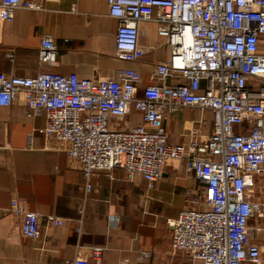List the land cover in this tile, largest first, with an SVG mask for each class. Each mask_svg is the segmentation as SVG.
Listing matches in <instances>:
<instances>
[{
	"label": "built area",
	"instance_id": "obj_1",
	"mask_svg": "<svg viewBox=\"0 0 264 264\" xmlns=\"http://www.w3.org/2000/svg\"><path fill=\"white\" fill-rule=\"evenodd\" d=\"M48 0H0V22L10 23L19 9L45 10ZM109 15L119 22L116 59L146 63L168 48L169 59L154 66L158 81L139 90L135 69L114 79L93 80L77 74L46 72L36 77L0 72V107L23 98L28 117H43V128L28 139L53 138L76 160L92 188L98 172L122 169L130 179L141 176L153 189L172 160L204 186L177 219L169 220L174 252H186L201 264H264V246L252 243L250 221L264 215V204L252 197L253 177L264 170V0H107ZM142 36L157 46L142 45ZM39 62L54 67L58 47L44 35ZM10 60L13 53H8ZM209 111L213 132L206 142L172 145L166 121L175 110ZM143 123L119 129L132 111ZM10 211L21 219L23 237L40 235L41 216L18 199ZM57 227L68 223L48 216ZM104 249L92 248L101 264ZM142 260L149 254L140 252ZM71 264H90L78 258Z\"/></svg>",
	"mask_w": 264,
	"mask_h": 264
},
{
	"label": "crops",
	"instance_id": "obj_2",
	"mask_svg": "<svg viewBox=\"0 0 264 264\" xmlns=\"http://www.w3.org/2000/svg\"><path fill=\"white\" fill-rule=\"evenodd\" d=\"M45 10L19 9L10 23L0 22V72L9 76L36 77L52 72L77 74L82 78L114 79L118 72L135 69L142 75L139 90L158 83L152 78L155 63L169 59L168 48L157 50L146 63L116 59L115 35L119 22L109 15L107 0H48ZM44 35L58 47L54 67L39 62ZM142 45L157 46L155 37L142 36ZM264 54V38L260 42ZM14 59L8 58V53ZM23 98L10 107H0V264H71L74 259H92V248L104 249L101 264H201L186 252H174L169 220L177 219L204 186L186 171L181 160L170 161L155 188L125 170L98 172L91 177V190L80 164L61 150L53 138L29 135L43 128V117L30 118ZM143 123L135 110L119 129ZM169 142L181 145L206 142L213 132L209 111L182 108L166 121ZM252 197L264 204V170L253 177ZM20 200L27 210L41 216L40 235L22 236L21 219L10 211ZM66 220L64 227L48 216ZM252 243L264 246V215L250 221ZM140 252L149 254L142 260Z\"/></svg>",
	"mask_w": 264,
	"mask_h": 264
},
{
	"label": "rangeland",
	"instance_id": "obj_3",
	"mask_svg": "<svg viewBox=\"0 0 264 264\" xmlns=\"http://www.w3.org/2000/svg\"><path fill=\"white\" fill-rule=\"evenodd\" d=\"M188 201H189V199H188Z\"/></svg>",
	"mask_w": 264,
	"mask_h": 264
}]
</instances>
